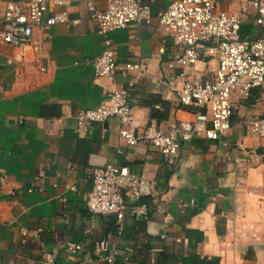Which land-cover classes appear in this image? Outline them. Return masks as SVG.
I'll list each match as a JSON object with an SVG mask.
<instances>
[{
	"label": "crops",
	"instance_id": "obj_1",
	"mask_svg": "<svg viewBox=\"0 0 264 264\" xmlns=\"http://www.w3.org/2000/svg\"><path fill=\"white\" fill-rule=\"evenodd\" d=\"M68 1V23L36 27L41 50L27 47L19 58V49L0 42V173L10 178L0 184V264H40L45 252L57 264H90L116 249L131 264H264V139H255L249 125L264 109V87L235 100L226 137L185 142L172 165L149 143L120 139L126 124L117 117L78 130L77 113L108 101L116 88L128 91L142 126L169 129L187 115L174 87L190 70L168 65L179 47L155 18L151 25L109 32L115 73L97 76L94 63L105 37L88 0ZM145 1L157 15L173 0ZM93 2L106 8L107 0ZM215 67L200 54L197 68L204 77ZM108 163L155 180V196L144 198L152 207L148 217L127 214L119 221L86 208L83 194L93 187L94 171ZM253 186L257 192L249 193ZM158 202L171 221L157 213ZM71 244L82 248L71 253ZM127 263L116 257L115 264Z\"/></svg>",
	"mask_w": 264,
	"mask_h": 264
},
{
	"label": "built area",
	"instance_id": "obj_2",
	"mask_svg": "<svg viewBox=\"0 0 264 264\" xmlns=\"http://www.w3.org/2000/svg\"><path fill=\"white\" fill-rule=\"evenodd\" d=\"M251 5L257 30L250 33L243 31L246 14L220 9L217 0H173L157 15L145 0H107L103 10L98 9L93 0H88L89 14L97 21L99 33L105 37V48L94 63L95 74L112 78L115 73L117 52L107 37L109 32L142 23L151 25L157 18L158 27L179 47L168 65L190 70L189 78L181 87H174L178 91L180 110L187 115L167 130L142 126L132 112L128 91L116 88L108 101L77 113V129L117 117L126 124L119 130L120 139L133 146L149 143L170 165L179 161L185 142L196 138L219 140L226 137L232 128L235 100L249 96L255 88L264 87V0H251ZM55 6L63 8L56 11ZM69 11L68 0H0V42L19 49V58L25 56L27 47L39 51L44 41L36 36V27L43 23L47 26L68 23L71 20ZM72 21L77 23L79 20ZM201 53L209 58V62L216 61L210 77H204L197 68ZM126 68L143 70L144 66L127 63ZM249 125L255 139H264V109ZM93 178L92 189L83 194L90 212L112 214L119 221H123L127 214L135 219L148 217L152 207L144 198L155 196V180L140 176L127 165L112 163L97 168ZM9 181L8 174L0 173L1 185ZM257 190L258 187L253 186L248 192L256 193ZM9 193L16 196L13 189ZM194 201L191 199V203ZM180 203L185 202L180 199ZM154 207L166 223L171 221L172 217L162 202ZM23 233L27 234V231L23 230ZM81 248V244H71L68 251L73 253ZM119 255L127 263V253L116 249L90 264H99L98 261L115 264ZM40 264H57V261L53 253L45 252Z\"/></svg>",
	"mask_w": 264,
	"mask_h": 264
},
{
	"label": "rangeland",
	"instance_id": "obj_3",
	"mask_svg": "<svg viewBox=\"0 0 264 264\" xmlns=\"http://www.w3.org/2000/svg\"><path fill=\"white\" fill-rule=\"evenodd\" d=\"M217 7L225 9L229 13H244L246 26H244V32H254L257 27L253 25L254 16L251 14L252 5L251 0H217ZM250 21V23H248Z\"/></svg>",
	"mask_w": 264,
	"mask_h": 264
},
{
	"label": "trees",
	"instance_id": "obj_4",
	"mask_svg": "<svg viewBox=\"0 0 264 264\" xmlns=\"http://www.w3.org/2000/svg\"><path fill=\"white\" fill-rule=\"evenodd\" d=\"M197 264H207V261L204 259V260L199 261Z\"/></svg>",
	"mask_w": 264,
	"mask_h": 264
}]
</instances>
